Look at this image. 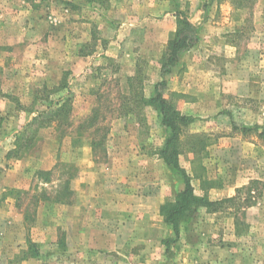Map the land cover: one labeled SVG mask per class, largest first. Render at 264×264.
I'll use <instances>...</instances> for the list:
<instances>
[{"label": "rangeland", "instance_id": "374dc122", "mask_svg": "<svg viewBox=\"0 0 264 264\" xmlns=\"http://www.w3.org/2000/svg\"><path fill=\"white\" fill-rule=\"evenodd\" d=\"M178 11L200 26L165 78L164 98L192 119L179 166L196 196L243 191L177 235L153 218L147 245L117 248L111 228L143 198L166 204L184 187L156 154L159 112L129 82L141 73L154 96ZM260 127L264 0H0V264H264Z\"/></svg>", "mask_w": 264, "mask_h": 264}, {"label": "trees", "instance_id": "16d2710c", "mask_svg": "<svg viewBox=\"0 0 264 264\" xmlns=\"http://www.w3.org/2000/svg\"><path fill=\"white\" fill-rule=\"evenodd\" d=\"M174 17L176 18V30L168 40L159 61L162 80L155 85L154 96L147 99L142 94L141 73H138L129 82L130 88L134 87L133 101L139 102L141 105L143 103L144 105L154 107L160 114L162 126L168 131L164 146L156 154L167 167L180 171L184 177V187L178 192L175 200L160 207V216L164 223L169 225L177 235L181 223L187 221L193 214L198 213L200 209L215 212L225 203H236L238 195L243 190H237V196L222 201H211L207 196H196L191 179L179 166V156L181 154L179 149L180 133L183 128L192 123V119L181 114L174 102L164 98V91L167 86L165 78L179 65L184 54L197 45L199 42L200 26L193 24L183 11H178L174 14ZM260 130L262 132L260 136L264 137V129L261 128ZM255 184H259L258 181L250 182V186L244 190L251 194L252 191L250 189Z\"/></svg>", "mask_w": 264, "mask_h": 264}, {"label": "crops", "instance_id": "0c3cea01", "mask_svg": "<svg viewBox=\"0 0 264 264\" xmlns=\"http://www.w3.org/2000/svg\"><path fill=\"white\" fill-rule=\"evenodd\" d=\"M189 53V52H188ZM187 53V55H188ZM159 161V160H158ZM239 188V186H228V187H222L218 190H212L209 192L210 197L214 200H222L225 198H231L234 196L236 189ZM153 195L149 196V198H143L144 202L143 204L139 207L138 212L133 213L127 218L124 222H121L120 224L116 223L117 226H114V228H111L110 234L112 237H116L119 241H116L117 243L114 242V245L117 246V248H122L123 246L126 245V240L131 241L133 239L134 241L137 240L139 241V245H147V240H146V233L148 229H151L152 227V219H158L157 225H162L163 220L162 217L159 214L160 207L163 205L165 197H163V194H159L157 196V191H155ZM156 201V208L154 211L147 210L146 203L150 204L151 200ZM139 202V201H138ZM93 220V218H91ZM91 226V225H88ZM120 234L123 236L124 234L126 235V238L123 239ZM124 235V237H125ZM115 238V240H116ZM136 238V239H135ZM124 244V245H122ZM145 247V246H143ZM142 247V248H143ZM146 262H140L139 264H145ZM78 264H96L94 261L86 259L85 261L81 260L78 261Z\"/></svg>", "mask_w": 264, "mask_h": 264}]
</instances>
